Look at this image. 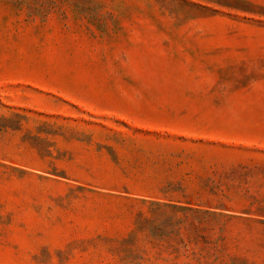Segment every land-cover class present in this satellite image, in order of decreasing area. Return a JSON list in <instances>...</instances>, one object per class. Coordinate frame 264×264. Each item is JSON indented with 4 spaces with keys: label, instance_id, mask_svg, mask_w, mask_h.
<instances>
[{
    "label": "rangeland",
    "instance_id": "374dc122",
    "mask_svg": "<svg viewBox=\"0 0 264 264\" xmlns=\"http://www.w3.org/2000/svg\"><path fill=\"white\" fill-rule=\"evenodd\" d=\"M0 114L27 118L0 139V264H264V214L150 204L212 165L264 190V0H0Z\"/></svg>",
    "mask_w": 264,
    "mask_h": 264
},
{
    "label": "trees",
    "instance_id": "16d2710c",
    "mask_svg": "<svg viewBox=\"0 0 264 264\" xmlns=\"http://www.w3.org/2000/svg\"><path fill=\"white\" fill-rule=\"evenodd\" d=\"M22 120H27L25 116L12 114L6 116L0 114V139L7 133L8 129L21 131ZM39 132L45 130L43 126L36 128ZM32 146L36 149L40 158H50V165H53L52 160L70 161L72 158L68 152L56 150V156H53L49 148L54 147L55 143L40 137H31ZM185 151L176 155L184 158L185 162L190 159L197 160V151H190L184 156ZM180 161L178 164H181ZM213 171L209 174L205 171V175L198 176L197 184L191 186L186 183V175L176 179L173 173L165 172L163 179L156 182L154 189L158 191V198L151 201L150 204L156 208L170 209L184 213L185 217L181 221H173L172 219L165 220V223L177 225V229L185 226L187 216L199 215L202 222L209 223L214 230L218 227L219 222L211 223L212 220L219 221L226 217L225 212H237L245 214H264V190L254 191L247 187L245 183L254 168L241 164L231 166L225 170H216L218 167L212 165ZM57 171L56 169H54ZM264 171V170H263ZM60 174H65V170H61ZM264 176V172L261 174ZM153 223V221H152ZM157 227V226H152ZM151 227V228H152ZM151 228L149 232L151 233ZM161 232L164 235L165 227L161 226ZM153 235V234H152Z\"/></svg>",
    "mask_w": 264,
    "mask_h": 264
}]
</instances>
